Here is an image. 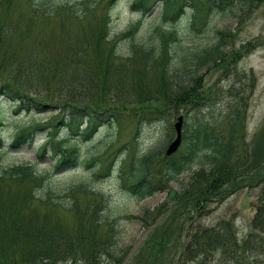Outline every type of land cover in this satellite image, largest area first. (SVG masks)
I'll return each instance as SVG.
<instances>
[{"label": "trees", "instance_id": "16d2710c", "mask_svg": "<svg viewBox=\"0 0 264 264\" xmlns=\"http://www.w3.org/2000/svg\"><path fill=\"white\" fill-rule=\"evenodd\" d=\"M26 1L37 13L70 11L81 17L102 2ZM190 1L191 6L182 0L176 7L178 0H135L133 11L147 15L162 2L160 16L167 20L173 14L172 23L185 19L184 24H157L150 30L129 24L121 31L115 24H103L101 30H91L78 53H64L60 61L38 58L32 51L20 57L21 50L17 58L0 30V100L9 101L16 114L50 113L47 126L20 127L10 143L0 134V150L33 146L46 128L48 133L67 131L63 139L47 138L50 149L43 145L39 154L44 158L50 153L56 172L39 169L35 162L0 164V264H120L118 218L107 209L108 196L97 189V173L79 177L80 145L71 143L72 133L88 140L104 126L120 128L121 118L133 115L141 134L145 124L162 120L175 103H185L193 125L190 131L183 127L184 149L167 156L161 167L169 179L192 174L176 193L184 205L200 209L223 199L240 188V179L261 188L251 231L244 238L231 221L199 224L188 234L179 264H264V143L249 141L245 123L256 80L253 70L238 68L253 46L234 50L229 44L232 32L218 24L219 16L234 17L248 0ZM196 39L203 44L194 43ZM212 67L230 71L228 82L205 88L204 70ZM160 151L136 153L128 176L123 158L101 175L115 177L120 170L119 185L142 200L162 187L155 181L162 178L150 174ZM26 183L29 187L24 188ZM89 193L100 204L95 200L82 208L77 196ZM49 208L74 212L75 223L69 227L50 210H42ZM170 241L167 232L154 229L133 263L164 264Z\"/></svg>", "mask_w": 264, "mask_h": 264}, {"label": "rangeland", "instance_id": "374dc122", "mask_svg": "<svg viewBox=\"0 0 264 264\" xmlns=\"http://www.w3.org/2000/svg\"><path fill=\"white\" fill-rule=\"evenodd\" d=\"M0 0V30L4 37H9L10 47L16 57L26 56V51H32L38 58L47 56L52 61H60L64 53L70 56L80 51L83 42L90 39L92 29L99 31L103 24H115L118 31L124 30L129 24H143L144 29L150 30L157 24H184L185 19L172 23L170 16L164 20L160 16L163 3L160 2L147 15L133 11L131 6L135 0H117L113 4L111 0H102L99 5L87 12L83 17L76 13L65 11L54 16L45 15L33 11L26 0ZM182 0H178L179 7ZM188 0L187 6H191ZM185 8V6H184ZM189 11V9H187ZM185 12V11H183ZM205 11L201 13L199 23L202 24ZM222 16V15H221ZM218 17V24L228 28L233 38L229 44L234 50H238L244 44H252L253 49L245 54L238 68L255 75V89L251 96L250 107L246 116V134L252 144L264 143V0H248L242 9L234 17ZM184 18V16L182 17ZM202 22V23H201ZM203 40L196 39L194 43L203 44ZM94 46H96L94 44ZM100 47V46H99ZM98 48V47H96ZM18 50H21L19 55ZM90 53L92 51L90 50ZM19 58V57H17ZM228 62L231 61V55ZM230 65V69L232 67ZM225 68H209L204 70L203 86L209 88L218 82H228L230 71ZM229 69V70H230ZM247 85L248 82L244 81ZM3 84L0 81V85ZM0 100V134L6 143H10L12 136L20 127L34 125L47 126L49 112L28 113L21 111L15 113L9 101ZM184 116L183 127L191 130L193 125V113L188 114L185 103H175L164 111L163 119L158 117L155 122L144 125L141 134L136 132L137 120L133 115H124L121 118L120 128L104 126L93 136L85 139L72 133L71 143L80 145L81 165L79 177L97 173V189L108 196L107 209L118 218L121 229L120 264L133 263L134 258L148 242V236L154 229L165 231L170 236V244L162 260L164 264H179V257L183 250V244L190 231L196 229L199 224L214 226L220 221H231L237 228L240 238H244L251 231V220L260 201V187H254L249 180L240 179V188L233 194L226 193L225 198L210 201L200 209H193L182 203L177 197L179 190L190 181L191 173L187 172L175 179H169L162 170L161 165L168 158L165 151L169 143L176 138L175 124L179 116ZM33 125V126H34ZM45 129L36 137L33 146L28 143L20 149L0 150V164L19 165L25 162H35L39 169H55V159L48 156L40 158L41 147L47 145L50 149L49 137L63 139L67 131L53 130L48 135ZM75 141V142H74ZM150 149L161 150L152 162L150 174L159 176L158 191L144 199H138L119 185V172L115 177L102 176L106 167L111 163V170L116 166V161L123 158L125 163L121 166L124 173H130V159L139 151ZM184 149V143L179 148ZM179 152V151H178ZM165 159V160H164ZM99 165V166H98ZM98 166V167H96ZM161 168L162 171L159 169ZM196 169V168H194ZM110 170V171H111ZM52 171V170H51ZM64 171H58L63 173ZM154 176V177H155ZM29 187V183L24 188ZM177 193V194H176ZM79 204L84 208L88 203L100 198L95 194H79ZM102 204V203H101ZM54 218L61 220L65 225L72 226L76 221L74 212L65 211L62 208H49ZM146 214H148L146 216ZM195 264V263H190Z\"/></svg>", "mask_w": 264, "mask_h": 264}, {"label": "water", "instance_id": "95a60500", "mask_svg": "<svg viewBox=\"0 0 264 264\" xmlns=\"http://www.w3.org/2000/svg\"><path fill=\"white\" fill-rule=\"evenodd\" d=\"M183 122L184 116L181 115L177 118V122L175 124L176 138L169 143L165 151L166 156H171L172 154L176 153L181 146L183 138Z\"/></svg>", "mask_w": 264, "mask_h": 264}]
</instances>
